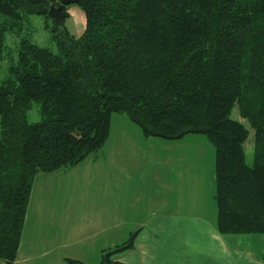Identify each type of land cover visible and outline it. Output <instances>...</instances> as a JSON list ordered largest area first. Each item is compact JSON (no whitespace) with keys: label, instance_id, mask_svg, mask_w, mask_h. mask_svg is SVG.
<instances>
[{"label":"trees","instance_id":"trees-1","mask_svg":"<svg viewBox=\"0 0 264 264\" xmlns=\"http://www.w3.org/2000/svg\"><path fill=\"white\" fill-rule=\"evenodd\" d=\"M61 1L0 0V264L17 261L37 175L100 151L114 113L146 137L207 136L219 232L264 234V0H81L80 36L69 6L63 23L50 16ZM33 16L56 52L33 42ZM34 104L41 119L30 122ZM235 107L254 130L252 164ZM136 235L96 264H125L112 256Z\"/></svg>","mask_w":264,"mask_h":264},{"label":"crops","instance_id":"crops-1","mask_svg":"<svg viewBox=\"0 0 264 264\" xmlns=\"http://www.w3.org/2000/svg\"><path fill=\"white\" fill-rule=\"evenodd\" d=\"M123 128L125 135L111 131L109 146L105 144L92 158L53 173H40L45 177L61 174L62 182L70 175L71 185L68 182L62 199L68 205L42 206L41 198L35 202L37 175L15 264H64L65 258L96 264L85 257L84 247L77 246L100 238L99 243L105 244L103 250L108 249L106 244L114 230L119 231L113 241L122 243L131 230L137 232L133 249L112 256V260L125 264H264V234H221L217 228L212 148L207 146L209 157L191 147L177 151L176 168L167 174L166 164L172 159L153 154L142 159L127 157L135 144L125 138L132 127ZM197 138L202 139H183ZM148 141L147 146L156 148V141ZM107 156L110 168L99 161ZM113 169L126 171V178L117 177V171L111 175ZM79 174L94 184L99 176L109 177L110 192L97 196L86 185L77 187L75 177ZM118 190L125 194L119 195ZM86 202L90 203L87 210ZM103 203L106 205L99 207ZM84 212L90 217H83ZM97 243L93 241L95 246Z\"/></svg>","mask_w":264,"mask_h":264},{"label":"rangeland","instance_id":"rangeland-1","mask_svg":"<svg viewBox=\"0 0 264 264\" xmlns=\"http://www.w3.org/2000/svg\"><path fill=\"white\" fill-rule=\"evenodd\" d=\"M68 12L70 16L66 19V26L67 28L71 31L72 34L75 36H80L84 29H85V15L83 10L76 4H71L68 7ZM33 22H34V31L32 35V40L34 43L38 44L39 46L42 47H47L51 49L52 51L56 52L57 51V45L55 40L53 39V34L46 29L45 25V19L42 16H33ZM9 39V37L7 38ZM1 73H0V79H2ZM39 105L34 104L33 109L29 111V116L28 119L30 122H36L39 121L40 115H39ZM232 117L234 119L242 121L247 128L250 131L249 138L246 143V151H247V162L248 164H252L253 162V152H254V130L252 129L249 121L245 118H242L240 115L238 107H235L232 112ZM131 126L132 129H129L126 133L125 138L127 139L126 142L132 141L135 145L128 149V152L132 151V155L127 156V157H132L134 159H142L145 158L146 156H149L151 154L153 155H159L161 158L164 156L166 160L172 159L168 164H166L167 169L165 170L167 174H172L174 172V162L176 160L177 156V151L179 150H186L187 148H192V151H198L201 152L208 157L211 156L209 152V147L212 148V150L215 152L214 146L210 143L208 140L207 136L204 134H189L187 136H199L202 139H190L191 141H185V139H166L163 137H146L140 127L137 125H134L129 117L127 116L126 113H114L111 119V131L114 134H121L125 135V130L123 127ZM111 135V133H110ZM189 138V137H188ZM150 140L151 142L156 141V148H150L149 146L146 145V142ZM187 140V139H186ZM161 141L167 142L170 145L168 146H163L161 144ZM110 142V136L109 139L107 140L106 144L109 146ZM149 142V141H148ZM177 142H180V145H177ZM209 146V147H207ZM100 151L97 153H94L91 155L89 158H92L96 154H98ZM200 154V153H198ZM109 156L105 158L104 160L100 159V163H103L106 167H109ZM121 160V159H120ZM128 160V159H127ZM91 162V161H88ZM86 166H90L89 163L86 164ZM117 169V168H116ZM117 171V170H116ZM115 171V172H116ZM111 170V175L116 174ZM70 174V172L68 173ZM46 175H39V183L37 184V187H34V196H35V202L38 198L42 199V206H47V207H56L58 206L59 208L65 205H68V203H63V193H65V189L69 188L68 187V182L70 180V175L66 176L64 181L62 182V175L61 174H56V175H48L50 177H45ZM120 178H126L127 173L126 171H117V177ZM113 177V176H112ZM95 184L93 183V180L89 179L86 175H83L80 177V174L75 177V185L77 187L84 188L86 185L87 189L92 190L97 196L99 194H105L110 192V183H109V177L102 179L100 176L96 178ZM38 182V181H37ZM48 183V185H46ZM71 185V182H69ZM117 184V182H116ZM115 185V184H114ZM113 186V185H112ZM46 188V189H45ZM36 189V190H35ZM117 189V188H116ZM118 194L124 195V192H120L118 190ZM68 198V197H67ZM124 204V203H123ZM85 209L87 210L90 208V203L87 204L84 203ZM106 203L99 204V207H104ZM83 217L89 218L91 214L89 212H84ZM118 231H112L111 235L109 236V241L106 244V247L110 249L111 247L114 248L115 245H120L122 242L121 240H117V242H114L113 240L115 239V234H118ZM134 230H131L128 235L125 238V241L128 240L130 237V234L133 233ZM104 236V235H103ZM71 236L70 240H73ZM105 237V236H104ZM100 238H94L93 240H89L84 242L83 244L77 246L78 248L84 247L86 250L85 257H89V260L92 261L93 263H100L102 260V251H103V246L105 244L99 243ZM102 240V236H101ZM94 242H98L96 246L93 244ZM123 241V242H125ZM116 243V244H114ZM93 244V245H92ZM92 245V247L90 246ZM78 250V249H76Z\"/></svg>","mask_w":264,"mask_h":264},{"label":"water","instance_id":"water-1","mask_svg":"<svg viewBox=\"0 0 264 264\" xmlns=\"http://www.w3.org/2000/svg\"><path fill=\"white\" fill-rule=\"evenodd\" d=\"M81 0H62L59 7L52 6L49 10V14L56 20L57 23H63V10L71 4H79Z\"/></svg>","mask_w":264,"mask_h":264}]
</instances>
